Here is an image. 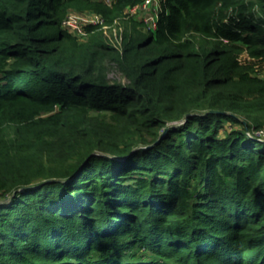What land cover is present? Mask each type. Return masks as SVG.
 Here are the masks:
<instances>
[{
  "label": "trees",
  "instance_id": "obj_1",
  "mask_svg": "<svg viewBox=\"0 0 264 264\" xmlns=\"http://www.w3.org/2000/svg\"><path fill=\"white\" fill-rule=\"evenodd\" d=\"M142 1L0 0V264H264V0Z\"/></svg>",
  "mask_w": 264,
  "mask_h": 264
},
{
  "label": "rangeland",
  "instance_id": "obj_2",
  "mask_svg": "<svg viewBox=\"0 0 264 264\" xmlns=\"http://www.w3.org/2000/svg\"><path fill=\"white\" fill-rule=\"evenodd\" d=\"M105 3L110 2L109 0H102ZM156 5H153L152 7H150L149 9H145V10H134L131 13V17L135 18L136 20H140L143 21L145 23V21L147 20L148 23H150V21L155 20L156 21V15H157V10L156 9ZM129 11V10H126ZM125 11V12H126ZM72 15V18L70 19V23L72 25V27H74V31L75 33L79 36V39H84L85 38V33H84V29L83 27L80 25V23H85L90 21L91 19L95 20L97 19L96 15L94 12L91 11H76L74 12ZM152 24V22L150 23ZM149 24V25H150ZM78 25V28H75V26ZM144 28H146L145 30L149 29V26H147V24H144ZM122 27L120 26V22H115L113 25H107L105 30H106V35L115 43H118L120 41L121 38V32H122ZM153 29V28H152ZM242 60H250L249 57L245 56V54H243L241 56ZM256 69L259 70V75L264 77V65L263 64H259L258 67H256ZM110 77L113 79H121V76L116 72V71H111L110 72Z\"/></svg>",
  "mask_w": 264,
  "mask_h": 264
},
{
  "label": "built area",
  "instance_id": "obj_3",
  "mask_svg": "<svg viewBox=\"0 0 264 264\" xmlns=\"http://www.w3.org/2000/svg\"><path fill=\"white\" fill-rule=\"evenodd\" d=\"M109 1L111 2V0H109ZM110 2H108V3H110ZM160 2H161V0H143L140 4L135 5V6L131 7V8L126 9V10H129V11H126V10H125V11L128 12V13H130V15H131V13H132L134 10H137V9H140V10L149 9V8L152 7L153 5H156L157 7H156L155 10L159 11V8H160ZM106 3H107V2H106ZM95 15H96L97 19H95V20L91 19L90 21L86 22V24H88V23H97V22H100V21H101L100 16H99L98 14H96V13H95ZM71 18H72V15H69V17L67 18V20H66V22H65V25H66L68 28H70L71 30L74 31V27H72V25H71V23H70V21H71L70 19H71ZM151 22H152V24H150ZM155 22H156L155 20L150 21V23H148L147 20L145 21V23L147 24V26H149V29L155 28ZM149 24H150V25H149ZM80 25H81L82 27H84L85 23H80ZM106 26H107V25H104V26H103V29H104V32H105V33H106V30H105ZM75 28H78V25L75 26ZM74 32H75V31H74ZM248 134H249L251 137H253V138L257 139V140H259V141H261V142H264V128H262V129H254V130H252L251 132H248Z\"/></svg>",
  "mask_w": 264,
  "mask_h": 264
},
{
  "label": "water",
  "instance_id": "obj_4",
  "mask_svg": "<svg viewBox=\"0 0 264 264\" xmlns=\"http://www.w3.org/2000/svg\"><path fill=\"white\" fill-rule=\"evenodd\" d=\"M167 130H168V128L164 130L163 134H165ZM22 189H23V188H21L20 190H22ZM16 192H17V191H15L14 194H15ZM8 199H9V198L4 199V200L0 201V203H1V202H5V201H7Z\"/></svg>",
  "mask_w": 264,
  "mask_h": 264
}]
</instances>
